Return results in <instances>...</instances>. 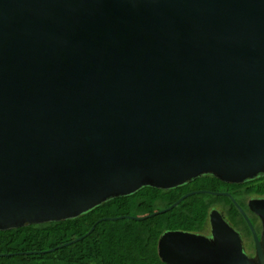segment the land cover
Listing matches in <instances>:
<instances>
[{
    "label": "water",
    "instance_id": "water-1",
    "mask_svg": "<svg viewBox=\"0 0 264 264\" xmlns=\"http://www.w3.org/2000/svg\"><path fill=\"white\" fill-rule=\"evenodd\" d=\"M204 175H264V0H0V231ZM197 193L235 203L255 256L213 210L210 237L167 232L160 258L264 264V198L261 237L229 193L151 216Z\"/></svg>",
    "mask_w": 264,
    "mask_h": 264
},
{
    "label": "trees",
    "instance_id": "trees-1",
    "mask_svg": "<svg viewBox=\"0 0 264 264\" xmlns=\"http://www.w3.org/2000/svg\"><path fill=\"white\" fill-rule=\"evenodd\" d=\"M200 191L229 193L245 210L259 234L260 219L251 212L248 203L264 198V175L238 184L204 175L169 190L143 187L134 194L113 198L74 219L0 231V264H167L158 251L162 235L182 231L210 236L213 210L221 212L254 248L246 220L227 196L197 193L167 213L151 216L170 208L183 196ZM145 216L147 218L140 221L122 218ZM95 225L89 236L72 243L87 235ZM67 243L71 244L63 247Z\"/></svg>",
    "mask_w": 264,
    "mask_h": 264
},
{
    "label": "flooded vegetation",
    "instance_id": "flooded-vegetation-1",
    "mask_svg": "<svg viewBox=\"0 0 264 264\" xmlns=\"http://www.w3.org/2000/svg\"><path fill=\"white\" fill-rule=\"evenodd\" d=\"M260 225H261V230H260L259 234L257 233L259 237H261V234H262V222H261V220H260ZM257 227H258V222H257ZM255 229H256V227H255ZM240 235H241V234H240ZM210 236H211V235H210ZM210 236H209V237H210ZM241 238H242V240H243V246H244V251H245V253H246L249 257L253 258V257L255 256V253H256V249H255V247L252 248L251 244H249L248 247H247V246H246L247 240L244 239V238L242 237V235H241ZM248 248H249V249L251 248V252H250V253L248 252Z\"/></svg>",
    "mask_w": 264,
    "mask_h": 264
},
{
    "label": "rangeland",
    "instance_id": "rangeland-1",
    "mask_svg": "<svg viewBox=\"0 0 264 264\" xmlns=\"http://www.w3.org/2000/svg\"><path fill=\"white\" fill-rule=\"evenodd\" d=\"M248 245H249V242L247 241L246 246L248 247ZM248 252L249 253L251 252V248L250 249L248 248Z\"/></svg>",
    "mask_w": 264,
    "mask_h": 264
}]
</instances>
